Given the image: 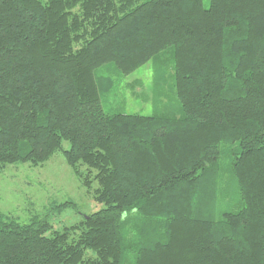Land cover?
Segmentation results:
<instances>
[{
	"label": "trees",
	"instance_id": "obj_1",
	"mask_svg": "<svg viewBox=\"0 0 264 264\" xmlns=\"http://www.w3.org/2000/svg\"><path fill=\"white\" fill-rule=\"evenodd\" d=\"M166 51L180 115L106 112L97 71ZM56 151L102 207L0 215V264H264V0H0V171Z\"/></svg>",
	"mask_w": 264,
	"mask_h": 264
},
{
	"label": "rangeland",
	"instance_id": "obj_2",
	"mask_svg": "<svg viewBox=\"0 0 264 264\" xmlns=\"http://www.w3.org/2000/svg\"><path fill=\"white\" fill-rule=\"evenodd\" d=\"M207 8L210 0H202ZM111 80V86L103 94V104L110 113H139L144 115L164 114L171 109L174 115L179 102L174 88V66L170 51L150 59L128 74H122L113 65L97 71ZM63 148L68 142L63 141ZM229 159L224 160L222 191L218 193L214 209L215 218L222 212H237L240 209L239 191L227 169ZM84 170V167H82ZM87 189L67 164L61 151L54 152L42 164L14 163L0 171V215H8L26 223L35 214H44L58 203L70 201L60 211L48 215L51 231L79 223L85 215L102 204L93 198V189Z\"/></svg>",
	"mask_w": 264,
	"mask_h": 264
}]
</instances>
